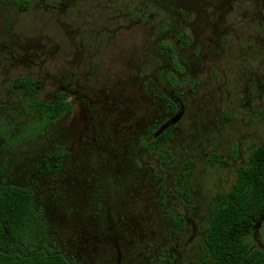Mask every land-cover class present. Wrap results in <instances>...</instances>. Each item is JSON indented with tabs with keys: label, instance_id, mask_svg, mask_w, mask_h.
<instances>
[{
	"label": "rangeland",
	"instance_id": "rangeland-1",
	"mask_svg": "<svg viewBox=\"0 0 264 264\" xmlns=\"http://www.w3.org/2000/svg\"><path fill=\"white\" fill-rule=\"evenodd\" d=\"M130 1L32 0L24 11L0 1V176L32 188L48 244L75 264H150L161 257L201 264L212 198L231 190L237 167L264 142V5L254 12L252 2L241 0L243 15L234 12L237 4L229 8L233 28L200 30L184 27L187 20L177 13L179 5L189 9L190 0H149V21L137 25L126 13L134 9ZM110 33L113 41L106 44ZM163 39L185 60L174 62L178 72L187 69L178 84L172 72L167 76L175 87L162 84L163 72L172 68L171 52L159 47ZM20 76L40 78L41 84L28 93L14 85ZM145 76L140 99L156 86L165 99L180 91L182 120L155 150L129 139L131 157L116 170L121 145L101 151L100 159L87 152L101 149L95 134L115 132L116 122L102 110L113 90L139 86ZM69 79V87L99 89L94 98L106 93L94 106L98 130L92 134L83 133L92 123L83 121L91 115L80 114V103L52 123L30 107L52 99ZM126 96L131 94L121 97L123 103ZM156 97L149 101L153 110ZM141 102L126 105L135 135L141 133L135 121ZM143 106L147 114L148 104ZM150 115L162 117L163 111ZM108 156L111 166L103 170ZM187 162L189 195L181 190ZM251 242L264 248V220Z\"/></svg>",
	"mask_w": 264,
	"mask_h": 264
},
{
	"label": "trees",
	"instance_id": "trees-1",
	"mask_svg": "<svg viewBox=\"0 0 264 264\" xmlns=\"http://www.w3.org/2000/svg\"><path fill=\"white\" fill-rule=\"evenodd\" d=\"M28 10L32 0H0ZM40 79L18 77L14 85L31 93ZM33 106V105H32ZM31 107V104H30ZM37 110L54 122L71 111L63 100L45 103ZM186 163L181 190L189 195ZM31 187L22 186L0 176V264H75L63 252L48 244L47 225L40 209L34 205ZM264 220V142L256 146L245 164L237 167L231 190L217 193L210 202L208 231L201 264H264V248L254 247L251 240L256 225ZM150 264H174L161 257Z\"/></svg>",
	"mask_w": 264,
	"mask_h": 264
},
{
	"label": "flooded vegetation",
	"instance_id": "flooded-vegetation-1",
	"mask_svg": "<svg viewBox=\"0 0 264 264\" xmlns=\"http://www.w3.org/2000/svg\"><path fill=\"white\" fill-rule=\"evenodd\" d=\"M135 1V2H134ZM132 0L133 3H135L134 9H129V11L127 10L126 13L128 12V14H130V20L131 23L133 25H137L138 23L142 22V23H148V14H149V0ZM187 3L184 0H177L176 3ZM253 3L254 4V12H261L260 9L263 8L264 5V0H246L245 3ZM190 3L192 4L189 9H186L184 6H177L178 9V15L181 19L187 20L184 23V27H191L195 26L197 29L200 30H210V29H222V30H229L231 28H233L236 24V19H232L230 18L228 15V13L231 11L229 10V8H231L233 5L237 4L236 7H234L233 10H235V13H241L242 15L244 14V7L240 6L241 4H243V2H241V0H190ZM131 4V1L129 0V5ZM223 5V6H220ZM129 8V7H128ZM161 9L165 10L166 8L164 6L160 7ZM225 9L227 10V12L225 11ZM246 9H250L249 7H247ZM232 10V11H233ZM132 13L134 15H132ZM226 15V17H225ZM227 17L230 18L228 22L227 21ZM147 20V21H144ZM252 29H257V27H251ZM110 30H115L114 29H110ZM114 33H110V35L108 36L107 40L105 41L106 44H111V42L113 41L114 38ZM184 36L181 34H178V41L179 42H184V45L186 46L189 42L187 40H183ZM196 38V36H195ZM196 40V39H195ZM164 42L165 46L164 48H161L160 44L161 42ZM103 44V43H102ZM159 47L160 50H169L171 52V65L172 68L170 70H165L163 72L165 80L162 81V84H169L172 86H177L180 77L185 75L184 73H180L176 70L175 68V64L174 62H180V64H183V61L185 60H180L178 59V55L176 53L175 48L173 47H169V45L167 44V42L163 39L159 42ZM187 65V63H186ZM185 65V66H186ZM187 68V67H185ZM172 72L175 76H177L175 79V82H177V84H171L169 82V80L167 79L168 74ZM145 77H143L140 80V85L139 86H129V88L132 89V91H130V89L128 88V86H121V87H117L113 90V94L111 95V100L108 99L107 101V105H106V101H105V105L102 106V110L104 112V109H106L105 111H108V114L105 112L106 116H109V121H114L116 122L115 124V132H109L108 135L104 134L103 132H101L100 134H95L96 135V141L99 143V145L101 146V149L99 151L98 154L93 153L91 151H86L87 153H89L90 155H94L95 157H98V159L102 158V152L104 151L106 148L110 147H114V146H119L121 145V147L123 148L121 152H123L122 157H119L116 160V170L117 167L119 166V170L122 169V167L124 166L125 160L127 158L131 157V154L128 153V151H126V143L127 141H129V139H132V142L135 141L138 145L140 146H144L147 150L151 151V150H155L157 148H159L162 144V142H158L159 138L163 137L166 140L170 139L171 135H172V130L180 123V121L182 120V111L184 108V105L182 104L183 101V96H182V92L180 91H175L173 90V94H171V97H166V99L164 98L165 96L163 95V91L161 90L160 86H156L154 87V89H149L150 93L146 94V98H144V100H141L140 98H143L144 95L142 96L141 93L143 91L142 87L144 88L145 86ZM40 79V78H38ZM74 85L72 79H69L66 83V85H62L58 87V91L55 92L54 96L52 97V99H50L49 101L45 102V103H54L58 100H63L66 103H70L71 104V111L66 113L65 115H63L60 119L54 121V122H58L60 120H62L63 118H65L66 116H68L69 114H71L73 112V109L75 107V105L80 103V107H81V111L80 114H82L83 116L88 113L89 115H91V117L89 118H84L83 121L90 122L92 123V125L89 127L85 126L84 129L85 131L83 133H94L96 132V130H98V125L96 120L94 119L93 116V111H94V106H96L98 103L102 102V98H104V92L101 93V97L99 98H94L92 96V94H98L99 93V89L96 88V90H92V89H87L86 91H82L80 90L79 86H74V87H69V86ZM123 87V88H122ZM142 90V91H141ZM98 91V92H97ZM32 93V92H31ZM126 93H130L131 96L127 97V102L123 103L121 100V97H125ZM157 96V97H156ZM157 98V106L156 108L153 110V106L150 105L149 101L150 98ZM135 99V101H130L128 99ZM121 100V102H120ZM136 101H143L141 102L142 104L140 106H137L139 111L138 113L135 112V115L138 116V118L135 120L137 121L136 126H139L141 129V133H139L138 135H135V131L133 129L134 124L132 125L133 121H128V117H130L129 112L127 110L126 105H131L134 104V102ZM45 103H39L40 107H43L45 105ZM143 103H147L148 104V113L146 114V110L143 109ZM31 107H33L35 105V108L37 107V103L33 104L30 103ZM33 105V106H32ZM134 107V106H133ZM152 107V109H151ZM134 109V108H133ZM136 109V108H135ZM134 109V111H135ZM162 110L163 111V115L162 117H156V116H151L150 113L154 112L155 110ZM130 111V110H129ZM99 117H101V115H98ZM86 117V116H85ZM149 117V118H148ZM98 121H102L101 119H99ZM126 121V122H124ZM82 122V121H81ZM128 123V130H123V125L124 123ZM52 123V122H50ZM94 131V132H93ZM129 133H132L133 135H131V137H129ZM115 138V139H114ZM124 139V140H122ZM119 144V145H118ZM84 150V149H83ZM169 150L168 149H163L160 154H161V158L164 157V155L166 153H168ZM84 151L81 152V154L83 155ZM160 159H158L159 161ZM99 160H96L93 164V167L96 169V165L98 163ZM107 165L105 167V169L103 170H107L109 169V167L111 166V158H107L106 160ZM115 163V162H114ZM115 170V171H116ZM117 174V172H116ZM20 185V184H19ZM41 211V210H40ZM42 213V212H41Z\"/></svg>",
	"mask_w": 264,
	"mask_h": 264
}]
</instances>
